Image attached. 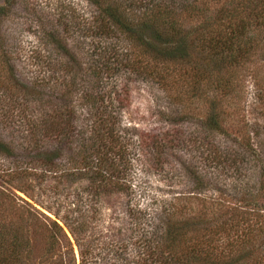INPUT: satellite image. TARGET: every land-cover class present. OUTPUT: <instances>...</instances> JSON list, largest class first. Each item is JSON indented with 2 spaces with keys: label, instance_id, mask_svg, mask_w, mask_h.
Segmentation results:
<instances>
[{
  "label": "rangeland",
  "instance_id": "1",
  "mask_svg": "<svg viewBox=\"0 0 264 264\" xmlns=\"http://www.w3.org/2000/svg\"><path fill=\"white\" fill-rule=\"evenodd\" d=\"M3 1L0 0V6ZM207 2L210 8L213 6L208 12L210 17L217 10L236 8V20L248 24L240 43L254 35L263 37L264 30L255 31L252 27V12L264 6V0ZM7 9L8 18L0 23L8 33L7 42L0 48V143L8 146L10 155L0 154V248L12 250L13 243L17 244L16 239L22 236V222L28 220L35 241L30 263L38 264L44 240L48 239H41L40 235L50 234L49 220L64 228L63 221L86 219L89 234L95 232L103 240H119L126 230L119 222L126 208L132 207L148 216L170 208L174 212L173 221L188 216H204L209 220L212 231L192 236V247L208 252L216 249L209 253L212 259L251 253L240 264H264L263 194L256 199L258 207L253 209L235 212L231 200L237 196L236 189L255 180L257 170L264 167V39L258 46L253 45L257 46L255 52L225 71L227 81L221 89L190 88L195 79L191 72L188 75V65L177 64L172 68L152 61L150 74L143 79L118 76V86L127 90L121 109L116 112L121 129L118 134L129 143L130 159L124 164L125 176L121 180L130 188L125 194L91 198V181L79 172L82 165L75 154L83 147L76 140L68 143L61 140L64 137L56 136L55 123L43 133L44 124L54 116L51 112L63 102L72 113L71 119L75 118L71 121L74 130L71 139L88 131L89 109L80 95L92 87V77L87 75L86 84L77 80L71 96L58 94L62 82L66 84L75 73L79 76L86 73L87 47L76 31L79 26L89 27L86 22L89 5L85 0H8ZM60 23L66 24L67 29L70 27L65 35L67 50L53 53V45L44 44L41 30L50 24L66 27ZM220 25L223 23L216 25L218 32L222 29ZM226 30L229 31L225 27L223 31ZM213 31L216 33V27ZM6 53L11 56L8 65L3 58H7ZM181 72L184 76L179 78ZM157 73L163 81L156 77ZM210 99L217 101V110L223 114L220 115L223 132L219 134L208 131L202 124L209 113ZM214 141L221 148L213 160L218 167L204 162L197 153L202 151L194 147L201 148ZM243 148L252 151L253 156L241 153ZM50 157L54 168L47 166ZM192 159L205 180L204 185L197 187L196 195L187 194L196 187L183 169L192 165ZM222 230L235 232L237 242L225 237ZM179 252L184 255L183 250L177 249L178 255Z\"/></svg>",
  "mask_w": 264,
  "mask_h": 264
},
{
  "label": "trees",
  "instance_id": "2",
  "mask_svg": "<svg viewBox=\"0 0 264 264\" xmlns=\"http://www.w3.org/2000/svg\"><path fill=\"white\" fill-rule=\"evenodd\" d=\"M85 1L90 10L86 21L89 27L79 26L76 32L81 34L87 47L85 66L87 65L88 71L85 70L86 73L80 76L73 74L66 84L62 82L58 95L71 96L77 80L86 84L89 83L87 75L92 77V87L83 90L80 95L89 109V117L86 119L88 131L77 139H71L70 134L74 132L71 121L75 118L71 119L72 113L67 103L64 105L63 102L62 105L55 106L57 110L51 112L54 116L49 118V124H44L43 133L46 134L55 123L56 136L64 137L65 139L61 140L68 143L76 140V143L83 147L75 154L82 165L79 172L88 176L91 181L89 183L90 189L93 190L91 198L110 193L121 195L130 188L121 180L125 176L124 164H127L129 159L127 156L129 143L123 141L122 134H118L121 129L116 112L121 109L122 98L127 93L124 86H118V76L124 79L126 77L143 79L150 74L152 61L172 68L177 64L188 65L186 71L188 75L191 72V77L195 79L190 83L192 85L190 88H197L199 91L221 89L227 81V78H224L225 71L244 60L245 55L255 52L258 44L263 43L264 35L263 37L254 35L245 43H240L245 38L244 32L248 24L242 19L236 20V8L217 10L216 14L210 17L208 12L210 9L212 11L213 6L210 8L208 0ZM3 4L0 6V23L8 18V0L3 1ZM252 20L255 31L264 30V6L253 10ZM219 22L223 25H220L222 29L220 28L218 32ZM61 25L63 27L64 23ZM67 27L61 29L58 24H50L41 30L44 44L53 45V53L60 51L65 53L67 50L65 35L70 30V27L68 29ZM213 27H216V33ZM225 27L229 31H223ZM7 38V30L0 27V48L7 42ZM254 44L257 46L254 47ZM6 57L3 58L8 65L11 56L6 53ZM68 67L69 63L66 71ZM182 76L183 72L179 73V78ZM156 77L160 78L158 73ZM218 106L217 101L210 99L209 113L202 123L208 131L215 134L223 132L220 117L223 114L217 110ZM194 147L202 151L197 153L204 162H210L218 167L213 160H216L221 152L220 144L214 141L206 146L201 145L202 149L200 146ZM243 150L241 153L253 156L252 151L248 152L244 148ZM0 154L10 155L7 145L0 143ZM52 159L51 157L48 159L49 168L55 166L54 162H51ZM195 161L192 159V165L183 166L184 175L196 187L187 193L188 195L190 193L196 195V190L198 192V188L204 185L205 181ZM257 171L253 180L255 182L251 181L252 184L247 183L236 189L237 196L231 199L235 204V212L258 207L256 199L261 194L264 198V167ZM245 198H248V201ZM262 210L264 211V205ZM36 213L38 211L35 215ZM122 215L124 218L119 222L123 227L126 226L124 227L126 230L124 234L119 232L123 236L119 240H103L95 232L89 234L86 219L71 223L61 219L67 233L56 221L49 220L52 225L50 234L40 235L41 239L42 237L48 239L44 240L46 243L38 264H240L244 260L243 257L249 258L251 255L246 253L242 257L238 255L230 259L223 257L216 261V257L212 259V254H209L216 249H210L208 252L192 247V236L208 235L212 231L209 220L204 216L201 218L187 215V219L177 222L171 220V216L174 215L173 209H163L156 216H148L133 210L132 207L126 208ZM27 221L22 222L24 227L22 236L16 239L19 241L17 244L13 243L12 250L4 251V248H0V264L17 262L33 264L30 263V259L35 241L32 238V225L28 227ZM222 231L225 232L223 234L225 237L237 242L235 232L232 234L230 230ZM19 249L22 251L17 256L16 252ZM177 249L183 250L184 255L181 256V252L178 255Z\"/></svg>",
  "mask_w": 264,
  "mask_h": 264
}]
</instances>
